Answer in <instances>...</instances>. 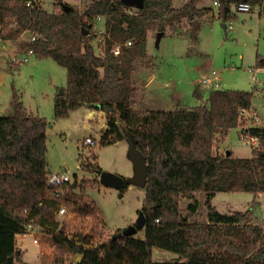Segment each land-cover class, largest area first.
Here are the masks:
<instances>
[{
  "label": "trees",
  "instance_id": "16d2710c",
  "mask_svg": "<svg viewBox=\"0 0 264 264\" xmlns=\"http://www.w3.org/2000/svg\"><path fill=\"white\" fill-rule=\"evenodd\" d=\"M49 12L42 0H0V40H15L30 32L33 55L51 58L66 68L67 82L54 100V117L66 116L81 106L98 105L105 128L99 146L126 139L130 134L148 167L143 206V237L104 238L106 226L99 208L85 195L99 184L103 170L93 150L80 162L91 180L72 181L63 199L51 196L47 185L45 118L28 111L13 91L11 111L0 115V264H21L15 238L32 224L52 236L61 262L63 253L78 256L75 264H264V224L251 221L248 211L221 213L210 204L219 192H243L256 200L264 193V125L251 126L258 139L249 158L220 153L214 143L240 121V110L251 107L257 89L211 88L202 105H177L169 110L135 109L133 78L137 64L147 56V30L157 23L163 33L174 20L193 21L209 12L201 0H187L181 7L172 0H142L134 10L125 0H91L82 12ZM218 16L234 15L225 8L241 3L262 5L264 0H216ZM6 16V17H5ZM104 19L102 55L95 53L94 37L84 30ZM130 42L129 45H126ZM119 46L118 55L112 49ZM256 67L264 69V57ZM264 91V81L261 88ZM194 95L201 98L196 86ZM80 160V156L78 157ZM128 185L125 182L123 188ZM78 191H77V190ZM206 195V219L198 220L199 202ZM189 201L184 209L180 201ZM64 202L67 212L90 222V234L69 235L55 219L54 210ZM197 214V215H196ZM119 232V231H118ZM152 248L169 251L175 259L154 261Z\"/></svg>",
  "mask_w": 264,
  "mask_h": 264
},
{
  "label": "rangeland",
  "instance_id": "374dc122",
  "mask_svg": "<svg viewBox=\"0 0 264 264\" xmlns=\"http://www.w3.org/2000/svg\"><path fill=\"white\" fill-rule=\"evenodd\" d=\"M56 0H42L49 12L58 13L61 6L54 4ZM91 0H63L62 4L82 12ZM187 0H172V6L181 7ZM214 0H201L198 7H207L209 12L193 20L197 23L195 34L192 33L193 21L187 19L174 20L163 27L164 32L157 39L159 26L153 23L147 30V56L137 64V72L133 78L135 100L131 105L135 109L148 107L154 110H169L177 105L196 107L202 105L211 88L253 90L257 89L252 98L251 106L259 118L258 125H264V69L256 67L258 56L264 57V15L257 11H238L230 8L233 16L223 19L218 16V7ZM264 5V3L262 4ZM136 8L132 7L134 10ZM6 17V16H5ZM224 24V28L222 26ZM94 37L92 45L97 55H102L104 40V19L95 21L92 28L84 30ZM30 32H23L14 43H3L0 40V115L11 111L10 101L16 91L28 111L45 118L47 169L50 173L68 171L71 181L91 180L92 173L81 171L80 162L89 155V151L97 156V164L103 171L123 177L128 185L121 191L107 187L101 183L88 187L86 197L102 212L106 226L104 238L134 225L138 213L143 206L144 188L131 183L133 164L128 157V140L133 137L126 135L125 140L113 144L99 146L100 132L105 128V116L93 106H81L70 110L66 116L54 117L53 105L56 95L66 88V68L51 58H38L29 55L27 62L19 63L25 54ZM27 55V54H26ZM215 75H212V72ZM154 77L161 85L148 88L147 83ZM211 76L218 85H202L200 81ZM196 86L201 98L194 95ZM93 109V110H92ZM250 122V121H249ZM248 120L240 117L239 125L231 128L223 139L214 143L220 153L230 151L233 157L249 158L252 146L239 137V128ZM86 137L95 139V146L84 143ZM80 156V160L78 157ZM99 178V176H98ZM77 190V189H76ZM78 191V190H77ZM199 202L198 220L206 219V195L201 192L194 194ZM264 193L256 200L243 192H219L210 200V204L221 213L234 210L248 211L251 221L264 224V207L260 201ZM189 201L182 198L181 209ZM60 205L65 206L62 201ZM66 208V206H65ZM69 235L81 231L91 235V224L86 219L76 218L67 212L56 215ZM135 237H143V229L138 230ZM37 243L33 242V238ZM31 233L16 236V245L24 253L21 264H75L78 256L64 254L61 262H55L58 251L52 243V236L37 227L35 236ZM25 250V251H24ZM154 261H165L176 258V255L162 249L152 248Z\"/></svg>",
  "mask_w": 264,
  "mask_h": 264
},
{
  "label": "built area",
  "instance_id": "2783aa9c",
  "mask_svg": "<svg viewBox=\"0 0 264 264\" xmlns=\"http://www.w3.org/2000/svg\"><path fill=\"white\" fill-rule=\"evenodd\" d=\"M214 5L218 6V3L216 0L213 1ZM238 11L241 12H248L251 10L257 11L258 14H263L264 15V5H256V6H251L250 4L246 3H241L237 6L236 8ZM34 40V36H31L30 40L28 41L31 42ZM130 42H127L126 45H129ZM120 51L119 46H115L112 49V52L114 55H118ZM27 54V55H26ZM33 55V50L29 46H27L26 52L24 55H22L19 58H13L14 60H18L19 63L22 62H27L28 61V56ZM212 75H215V72H212ZM200 84L202 85H218V82L215 81L211 76H206L204 77L201 81ZM240 117L243 119L248 120V123H243L240 128H239V137L246 143H250V145L256 146L258 145V139L256 137L250 136L249 135V128L251 126H258L259 123V118L257 113L253 110L252 107L249 109H242L240 110ZM250 121V122H249ZM84 143L88 146H95L96 141L95 139L91 137H86L84 139ZM72 183L71 181V176L68 171L61 172V173H50L47 177V185L50 188V193L51 196L56 198V199H63L64 195L67 192V187L68 185ZM260 206L264 207V199L260 201ZM54 213L56 215H64L66 213V208L63 205H59L55 210ZM37 230V227L29 224L26 226V230L23 233H20L19 235L25 236L28 233H31L32 236H35V232ZM33 242L37 243V239L34 237Z\"/></svg>",
  "mask_w": 264,
  "mask_h": 264
},
{
  "label": "water",
  "instance_id": "95a60500",
  "mask_svg": "<svg viewBox=\"0 0 264 264\" xmlns=\"http://www.w3.org/2000/svg\"><path fill=\"white\" fill-rule=\"evenodd\" d=\"M125 2L132 7L138 9L142 7V0H125ZM65 11H68L70 9L69 6L63 5ZM231 9L229 7L225 8V13L227 11H230ZM192 33L195 34V31L197 29V23L193 21L192 24ZM223 28L225 27L224 24H222ZM84 35L86 34L85 31L83 32ZM161 36V33H157V39L159 40V37ZM161 85L159 82H157L155 79H152L150 82L147 83L148 88H153ZM62 93V90L60 91V94ZM94 108H98V105H91ZM128 157L131 160L133 164V177L131 178V183H133L135 186L140 188H145L146 183V177H147V171L148 167L145 162V158L143 154L137 150L135 143L132 139L128 140V151H127ZM226 155H230V151L226 152ZM99 181L102 185L118 189L121 191L125 185V182L128 183L127 180H125L123 177L116 175L111 172L103 171L99 175ZM146 225V219L142 212V210L139 211L137 220L134 225H130L127 228L117 232L115 235H113V238H120L122 236H131L134 235L138 230L144 229Z\"/></svg>",
  "mask_w": 264,
  "mask_h": 264
},
{
  "label": "crops",
  "instance_id": "0c3cea01",
  "mask_svg": "<svg viewBox=\"0 0 264 264\" xmlns=\"http://www.w3.org/2000/svg\"><path fill=\"white\" fill-rule=\"evenodd\" d=\"M1 41H3V43H14V41L13 40H1ZM152 79H155L153 76L151 77V80ZM150 80V81H151ZM150 81H148V82H150ZM251 107H253V106H251ZM93 110V109H92ZM15 242H16V238H15ZM16 247H17V245H16ZM20 250V249H19ZM25 251V250H24ZM22 255H24V253H21ZM23 258V259H22ZM21 259L24 261L25 259H24V256L23 257H21Z\"/></svg>",
  "mask_w": 264,
  "mask_h": 264
}]
</instances>
